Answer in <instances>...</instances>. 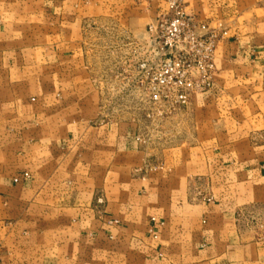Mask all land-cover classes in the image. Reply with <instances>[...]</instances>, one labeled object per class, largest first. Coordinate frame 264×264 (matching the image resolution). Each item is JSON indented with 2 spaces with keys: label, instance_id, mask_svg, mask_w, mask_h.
Here are the masks:
<instances>
[{
  "label": "crops",
  "instance_id": "crops-1",
  "mask_svg": "<svg viewBox=\"0 0 264 264\" xmlns=\"http://www.w3.org/2000/svg\"><path fill=\"white\" fill-rule=\"evenodd\" d=\"M182 1L215 81L142 133L164 1L0 0L1 264H264V0Z\"/></svg>",
  "mask_w": 264,
  "mask_h": 264
},
{
  "label": "built area",
  "instance_id": "built-area-1",
  "mask_svg": "<svg viewBox=\"0 0 264 264\" xmlns=\"http://www.w3.org/2000/svg\"><path fill=\"white\" fill-rule=\"evenodd\" d=\"M162 1L166 9L147 25L148 37L137 46L134 85L148 94L140 101L152 104L156 116L165 119L212 88L215 52L223 34L222 25H200L182 0ZM138 140L145 142L141 136Z\"/></svg>",
  "mask_w": 264,
  "mask_h": 264
},
{
  "label": "rangeland",
  "instance_id": "rangeland-1",
  "mask_svg": "<svg viewBox=\"0 0 264 264\" xmlns=\"http://www.w3.org/2000/svg\"><path fill=\"white\" fill-rule=\"evenodd\" d=\"M221 41H222V39H220V41H219V43L217 45V48H218L219 44L221 43ZM217 48H216V50H217ZM215 66H216V52H215ZM216 72H217V67H216V70H215L214 75H213V81H215ZM134 81H135V79H134ZM141 89L142 88H138L135 85H132V87L127 88V92L128 93H133L134 95L140 96V98H145L146 99V95H145L146 92L144 91L145 92L144 93ZM201 94H204V93H199V94H196V95H201ZM196 95H194L193 98ZM190 104H189V106H190ZM113 107L117 111H120V113L122 111L131 112L133 118L137 119V123L141 124L140 128H142V130H141V131H143L142 133L148 132V130L149 131H153L154 129H156L155 125L156 124L160 125L161 121H162L160 118H158L156 116V110L154 109V106L152 104H150V103H147L146 101H142L141 104H126V105L116 104V105H113ZM186 108H183V109H186ZM183 109H181V110H183ZM172 116H169V117H167L165 119L171 118Z\"/></svg>",
  "mask_w": 264,
  "mask_h": 264
}]
</instances>
